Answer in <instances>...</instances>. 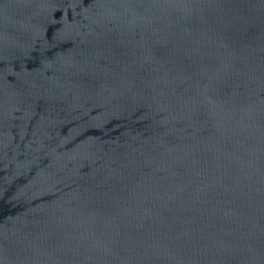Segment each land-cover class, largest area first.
<instances>
[{"label": "water", "instance_id": "water-1", "mask_svg": "<svg viewBox=\"0 0 264 264\" xmlns=\"http://www.w3.org/2000/svg\"><path fill=\"white\" fill-rule=\"evenodd\" d=\"M0 264H264V0H0Z\"/></svg>", "mask_w": 264, "mask_h": 264}]
</instances>
